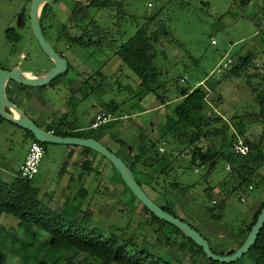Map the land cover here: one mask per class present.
<instances>
[{"label": "rangeland", "instance_id": "1", "mask_svg": "<svg viewBox=\"0 0 264 264\" xmlns=\"http://www.w3.org/2000/svg\"><path fill=\"white\" fill-rule=\"evenodd\" d=\"M75 1L59 0L51 3V10L42 24L46 29L44 35L47 41L70 64L69 72L62 75L64 82L40 88L29 87L32 98L28 95L19 100L11 90L19 91L20 88L18 84L10 82L9 96L42 129L60 122L83 130L88 129L100 111L102 102L112 99L122 102L128 99L129 102L122 106V112L126 115L117 121L112 130L115 139L112 140L100 130L81 131L85 136L100 137L105 146L128 163V148L131 152L138 150L141 128L149 134L154 127L162 125L166 114L172 113L182 101L180 89L221 80L224 73H219L218 69L227 60L256 48L258 59L251 67L250 83L256 88L264 89V37L258 34L260 27L264 25V0H252L248 6H241L239 0H119L125 4L124 16L111 13L113 16H107L101 22L111 32L119 30L123 34V42L133 37L144 26L145 18L152 14H158L159 17L151 30L164 25L170 32L169 37L161 39V43L169 45L160 54L158 61L164 74L163 79L169 81L165 90L170 104L161 107L149 97L144 102L150 109L144 119L147 122L145 123L142 121L143 116L137 114L138 110L130 107L129 103L136 104V100L124 90L127 85L136 89L140 81L119 57H114L103 65L109 58L108 54H101L93 48L68 47L66 39L57 40L61 25L67 22ZM31 2L0 0V70L18 65L22 70H30L39 75L54 66L33 34L30 21ZM149 4L153 7L150 8ZM8 29H13L21 36L18 43L8 40ZM213 40L217 42L216 45L212 44ZM94 73L97 76L92 84L96 86L103 80L106 94L102 96V102L99 100L100 95L93 93L82 101L87 93L83 85ZM69 80L73 83L68 86ZM246 82L244 77L223 81L216 91L210 93L207 110L229 119L235 112L250 113L257 109ZM174 121L175 116H172L165 123L166 127L173 125ZM252 128L241 127L237 131L238 137L243 139L244 135L249 136L251 132L259 136L261 126ZM153 138L157 141L160 139L159 129L155 131ZM34 141L26 130L0 117V179L10 181L20 175L21 166ZM80 151L81 147L69 145L48 144L45 147L40 172L33 180V185L40 189L43 202L57 206L60 210L66 202L69 205L76 203L75 205L81 206V210H90V215L84 222L82 214L78 217V221H82L86 229L97 228L105 235L116 234L122 243L129 244V249H147L161 257L175 258L174 264H188L191 254L180 247L186 242L182 235H175L172 228L168 227L158 237L156 228L149 225L150 215L142 211L143 205L125 189L113 165L100 154H92L95 170L83 174L77 167L79 165H76L82 163ZM184 168L177 170V175L184 185H194L188 196H165L150 188H145L146 193L159 205H164V200L173 202L178 215L197 228L216 251L222 247L237 249L243 239L237 238L231 231L246 220H251L259 204L264 201V186L257 189L253 185L246 192H238L226 202L223 210L209 216L204 208L207 205L205 189L216 186L227 176L226 163L220 162L207 180L203 178L205 171L200 174ZM259 172L264 175V167ZM138 176L145 184L154 180L143 173ZM83 187L88 190V196L85 200H78V191ZM158 187L163 188L162 185ZM212 198L219 204L225 196L216 188ZM246 213H249L247 218ZM19 224L16 218L9 215H3L0 219V245L6 256V264H39L46 256L61 257L59 264H65L66 257L75 256L74 252H52L47 242L49 237L45 233H24ZM168 237L171 244L166 247ZM15 241L20 244H14ZM20 254L28 255L27 259L24 261ZM34 254L38 257L32 260ZM83 257L79 255L77 259ZM202 258L208 261L207 258ZM238 264H252V260L248 257Z\"/></svg>", "mask_w": 264, "mask_h": 264}, {"label": "trees", "instance_id": "2", "mask_svg": "<svg viewBox=\"0 0 264 264\" xmlns=\"http://www.w3.org/2000/svg\"><path fill=\"white\" fill-rule=\"evenodd\" d=\"M239 2L241 6H248L252 0H239ZM50 10L51 3L46 4L41 13V24L47 18ZM111 13H115L119 17L124 16V2L119 0H76L67 22L61 25L57 40L66 39L68 47L93 48L96 52L108 54L109 58L104 61L103 65H106L114 57H119L140 81L136 89L127 85L124 90L136 100V104L129 103L131 109L138 110L137 114L142 115V121L147 123L144 119L150 109L144 102L149 97L153 101H157L161 107L170 104L165 90L169 81L163 79L164 74L158 65L160 54L169 45L166 44L165 46L164 43H161V39L169 37L170 32L164 25H159L156 30H151V26L157 22L159 17L158 14H152L145 18L144 26L140 27L133 37L123 42V34L119 30L111 32L102 25L101 20L107 16H113ZM43 31L45 32L46 29L43 28ZM258 34L264 37V25L260 27ZM6 35L12 43H18L21 40V36L13 29H8ZM257 59L258 52L256 48H252L247 54L233 57L231 67L224 72L221 80L207 81L205 85L199 84L198 86L180 89L179 94L182 101L176 105L172 113L166 114L165 122L154 127L149 134L143 131V127L141 128L138 137L140 140L138 150L134 149L135 152L134 150L131 152L132 150L128 148L129 162L127 163L124 159L123 161L134 172L139 184L145 191L151 189L153 192L165 196L167 194H178L184 198L190 194L194 185H184L179 180L177 170L185 167L184 169H192L200 174L205 171L203 178L207 180V177L212 175L217 165L223 161L230 167V170L226 168L227 176L216 186H208L205 189L207 205L204 208L207 215L212 216L217 211L223 210L226 202L238 192H246L253 185L257 189L264 186V175L259 172L264 167V89L263 87L256 88L250 83L252 78L251 67L257 63ZM69 70L70 64L65 75ZM96 76L97 74L94 73L86 79L83 86L87 93L82 101L93 93L96 96L100 95L99 100L101 99L102 102V96L106 94V88H104L105 84L102 83L103 80L96 86L92 84L93 81H96ZM242 77L247 81L246 85L251 90L257 109H253L250 113L245 111L242 114L235 112L229 119L215 111L207 110L210 104V93L216 91L218 85L225 80L230 81ZM67 81H65V85ZM63 82L62 76H59L49 85H60ZM71 83L73 81H70L68 86ZM17 86L20 88L19 90L29 88L22 85ZM90 86L92 89H90ZM10 89L9 82L7 85L8 96ZM9 98L12 102H15L10 96ZM128 102V99H124L122 102L113 99L106 103L102 102L97 115L103 111L116 117H124L126 114H123L122 106ZM172 116H175V121L173 125L167 128L165 123ZM61 120L63 121V119ZM94 120L95 118L89 128L84 130L103 131L113 140L112 130L117 122L106 124L98 129H91ZM38 126L40 127V125ZM254 126H261L259 136L251 132L249 136L244 135L243 137L244 142L249 146V153L245 156L235 154L233 149L234 143L238 139L237 131L241 127L253 129ZM158 129L160 139L157 141L153 138V134ZM43 130L62 137L94 138L104 144L100 137L85 136L81 133V131H84L82 128L75 127L72 124L60 122L59 124L48 125ZM27 134L33 137L34 142H37L32 133L27 131ZM47 145L42 143L44 149ZM160 148H164V151L161 152ZM80 152L82 163H77L76 165H79L77 167L81 169L83 174L95 170L94 159L91 158V155H97L98 153L83 147H81ZM103 158L107 160L105 157ZM107 161L109 162V160ZM115 172L125 189L132 194L135 200L139 201L126 186L120 174L116 170ZM139 173L153 177L154 180L149 184H145L140 180ZM257 178L260 180L258 181ZM161 185L163 188L158 187ZM216 188L225 196L219 204L214 203L212 198V193ZM87 196L88 190L83 187L78 191L77 199L85 200ZM164 201V205H158L169 214L186 222L178 215L175 209L176 205L173 202ZM75 204L69 205L66 202L63 204V209L60 210L57 206L43 202L40 189L33 185V180L22 179L20 175L10 181L0 179V219L3 215H9L19 221V228L22 232L41 231L45 233L49 237L47 242L52 252L58 250L65 253L74 252L75 256L65 258L67 260L65 264L76 262L78 264H174L175 258L161 257L150 250L138 247L129 249V244L122 243L121 238L116 234L105 235L97 228L86 229L82 225V221L84 222L88 218L90 210L83 211L81 206ZM263 208L264 201L259 204L251 220H246L237 229L231 231L235 233L237 238L243 239L237 249L245 242ZM142 211L150 215L149 225L156 228L158 237L162 236L164 230L168 227L172 228V233H175V235H182L186 242L181 244L180 247L187 249L191 254L188 264H223L209 259L201 247L197 246L176 227L154 216L145 206H143ZM81 214L84 218L79 222L78 217ZM248 216L249 213H246L245 217ZM192 227L200 232L194 226ZM170 240L168 237L165 242L166 247L171 244ZM14 244L19 245L20 242L15 241ZM210 246L214 253L221 256L232 255L237 250L222 247L216 251L211 243ZM79 255L84 257L77 259ZM19 256L23 257L24 261L28 257V255L23 256V254ZM37 257V254H34L32 260ZM202 257L207 258L208 261H204ZM248 257L251 258L252 264H264V228L251 250L239 261L232 264H238ZM60 259L61 257L49 258L46 256L42 261H39V264H59ZM0 264H6V256L3 254L1 245Z\"/></svg>", "mask_w": 264, "mask_h": 264}, {"label": "water", "instance_id": "3", "mask_svg": "<svg viewBox=\"0 0 264 264\" xmlns=\"http://www.w3.org/2000/svg\"><path fill=\"white\" fill-rule=\"evenodd\" d=\"M59 0H32L30 9L31 27L35 39L41 50L54 63V66L34 77L26 76L22 69L15 67L12 70H0V115L5 120L17 125L18 127L32 133L39 143L52 145H69L91 149L92 151L105 157L120 174L122 180L133 193V195L145 206L154 216L160 220L171 224L179 229L187 238L191 239L197 246L203 249L205 255L213 260L223 264H232L239 261L247 254L257 241L261 231L264 228V208L262 209L256 224L247 236L242 246L232 255L221 256L213 252L210 242L187 222L182 221L161 208L139 184L134 172L117 154L112 152L107 146L94 138L80 137H62L54 133L47 132L40 128L32 119H30L19 106H17L8 96L7 85L14 82L18 85L40 88L51 84L56 78L64 75L69 69L68 60L61 57L55 48L47 41L41 24V13L46 4L57 2ZM14 111L19 113L17 117Z\"/></svg>", "mask_w": 264, "mask_h": 264}, {"label": "built area", "instance_id": "4", "mask_svg": "<svg viewBox=\"0 0 264 264\" xmlns=\"http://www.w3.org/2000/svg\"><path fill=\"white\" fill-rule=\"evenodd\" d=\"M149 7L152 8L153 5L149 4ZM213 45H216L215 40L212 41ZM232 64V59L227 60L223 65L218 69L219 73H224L227 71ZM122 117H116L111 113L101 112L99 113L94 120V123L91 126V129H98L106 124L117 122ZM234 152L237 155L245 156L249 153V146L244 142L243 139L239 138L234 143ZM160 151L163 152L164 148H160ZM45 155V149L42 146V143L33 142L29 152L26 156L25 162L21 166L20 177L26 180H34L40 172V166ZM227 169L230 170V167L227 166ZM216 203V201H214Z\"/></svg>", "mask_w": 264, "mask_h": 264}, {"label": "crops", "instance_id": "5", "mask_svg": "<svg viewBox=\"0 0 264 264\" xmlns=\"http://www.w3.org/2000/svg\"><path fill=\"white\" fill-rule=\"evenodd\" d=\"M15 67H19L18 65L14 66ZM20 68V67H19ZM21 69V68H20ZM23 73L25 75H29L30 77H34V76H37V74L33 73L32 71L30 70H22ZM12 93L14 94V96L17 98V100H19L20 98L22 97H28L29 95V98H32V91L30 92V90L26 89V90H12Z\"/></svg>", "mask_w": 264, "mask_h": 264}, {"label": "bare ground", "instance_id": "6", "mask_svg": "<svg viewBox=\"0 0 264 264\" xmlns=\"http://www.w3.org/2000/svg\"><path fill=\"white\" fill-rule=\"evenodd\" d=\"M26 76H29V75H26ZM14 113H15V115H16L17 117L20 116L18 112L14 111Z\"/></svg>", "mask_w": 264, "mask_h": 264}, {"label": "flooded vegetation", "instance_id": "7", "mask_svg": "<svg viewBox=\"0 0 264 264\" xmlns=\"http://www.w3.org/2000/svg\"><path fill=\"white\" fill-rule=\"evenodd\" d=\"M56 50V49H55ZM15 103V102H14ZM16 104V103H15ZM17 105V104H16ZM18 106V105H17Z\"/></svg>", "mask_w": 264, "mask_h": 264}]
</instances>
